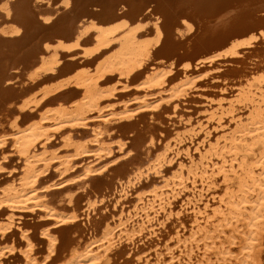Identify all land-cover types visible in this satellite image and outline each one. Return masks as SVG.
Segmentation results:
<instances>
[{
    "label": "bare ground",
    "instance_id": "1",
    "mask_svg": "<svg viewBox=\"0 0 264 264\" xmlns=\"http://www.w3.org/2000/svg\"><path fill=\"white\" fill-rule=\"evenodd\" d=\"M43 1L48 6L54 3L61 6L44 10ZM263 45L264 0L3 2L0 5V148L10 143L18 153L22 170L12 168L13 178L0 186V206L8 211L39 208L51 221V226L40 230L47 244L42 259L37 256L39 251L31 234L18 225L25 240L22 264L45 261L126 264L136 255L143 261L141 264H150L142 256L145 248L137 245L124 261L113 263L109 254L120 240L135 245L146 235L145 231L151 230L154 221H159V216L164 218L158 222L161 224L175 216L179 222L180 229L169 238H176L184 254L180 264H264ZM220 77L222 85H229L236 92L228 103L224 102L227 97L218 98L215 89L217 99L211 96V91H203L209 79ZM18 78L30 86L18 91ZM131 85L146 92L136 99L140 101L138 109L150 115L151 120L157 119L155 116L164 108L163 103L171 105L170 117L178 115L181 101L197 93L202 97L200 102L203 99L207 122L215 120L220 125L227 114L235 119L236 125L220 142H212L209 130L204 128L208 138L192 148L189 143H193L197 129L203 126L201 118L193 119V112L184 118L178 116L182 130H174L172 142L165 144L155 142L152 121L135 120L128 125L134 132L131 142L134 149H141L147 165L141 158L140 162H121L123 165L120 163L122 166L101 184V190L93 192L88 207H95L106 194L117 193L114 195L117 202L125 199L132 187L150 185V179L141 181L151 174L162 184L155 186L149 195H138L130 208L123 207L115 223L107 222L100 238H92L83 245L82 240H76L77 234L68 232L61 243L60 234H55L51 227L77 221L82 214L88 215L89 209L80 211L75 194L65 199L71 205L68 213L55 208V204L44 199L42 174L54 166L61 179L78 180L80 188H85L96 174L107 169L115 161L108 159L116 149L110 141L114 123L132 121L136 113L127 103L117 111L112 101L119 88ZM67 90L71 91L68 97ZM156 94L158 99H149ZM18 98L21 101L17 112L9 117L10 107ZM238 103L248 108L247 116L236 113ZM25 110L40 112L37 118L26 121L30 113L25 118L21 115ZM78 127L89 129L90 135L83 136L84 132L77 135L74 130ZM59 128L66 129L62 145L71 151L64 156L50 150L52 146L47 143L54 135L52 131ZM116 139L117 150L125 149L126 140ZM132 151L126 150L123 156ZM75 157L80 158L77 162L88 161L74 170ZM6 158L0 159V169L8 167ZM173 161L178 170L166 176L165 164ZM239 172L236 187L230 189L228 185L227 199L222 198L225 207L214 208L217 174L228 180L232 173ZM178 196L183 201L181 212H187L184 217L190 218L187 221L174 211V199ZM198 202L203 203L202 210L195 207ZM16 220L15 213H9L0 222V231L16 225ZM188 227L190 234L183 238L180 231ZM171 250L165 243L157 253L159 263L153 264H168L163 256ZM4 254V248L0 247V264Z\"/></svg>",
    "mask_w": 264,
    "mask_h": 264
},
{
    "label": "rangeland",
    "instance_id": "2",
    "mask_svg": "<svg viewBox=\"0 0 264 264\" xmlns=\"http://www.w3.org/2000/svg\"><path fill=\"white\" fill-rule=\"evenodd\" d=\"M0 1H1L0 2V5H1V4H3V2H5L7 0H0ZM43 2L45 3V1H43ZM59 4L60 3H54L52 6H48V4L45 3V4H43V6L41 8H43L44 10H46L45 8L50 9V7H54V8L56 7L57 8V7L61 6ZM44 5H46V6H44ZM259 47H261V45ZM262 47H264V45ZM22 79L21 78L17 79L18 83L16 86H18V89H19L18 91H21V89L23 90L24 88L30 86V83L25 82ZM220 79H221V77L209 79L210 80L209 84L205 85L208 88L206 89V87L204 86L203 88L205 90L203 89V91H211L212 97L214 95L216 96L217 94H215V92H217L218 95H220V96L217 95L218 98H221V97L226 98L227 97V99L224 102L228 103L230 98L235 96L236 92L232 91L233 87H230L229 85H222V79L221 80ZM219 80L221 81L220 84L222 86L220 84H219V86H216L220 82ZM19 81H20V83H19ZM215 81H217L218 83ZM119 86L121 87V84H119ZM215 87H217V88H215ZM139 89L140 88L135 87V85H131L129 88H119L118 92H117L118 93L117 97L112 101L115 103V107H116L117 111H119L123 107L124 103H127L130 106V108L133 109L134 112H136V113H135V117L133 119H131L132 121H130V120L121 121V122H124V124H122L120 122L114 123V125H115L114 127L116 128V130L114 128V130L112 132L113 138L110 141L112 142L111 145H113V146L115 145L114 147H116V149H115L114 154L110 155L111 157L108 156V159L109 160H115V161L111 162L108 165L107 169L103 170L102 173L96 174L94 176L95 178L93 177L91 179V181L87 184V186H85V188H82V187L80 188V185L78 184L79 183L78 180H76V182L75 181L72 182L71 180H67V177L61 179V177L56 175L57 169L54 166H49L48 169L44 172V174H42V177H41L43 179L42 186H44L42 191L46 195L44 199L48 200V202H50L52 204H55V206H57V207H55L53 205L55 208H57L58 210H62L64 213H68V210L69 209L71 210V205L65 199H67L66 197H68L70 194H75V200L77 202V205L80 208V211L83 212L84 210L89 209L86 212L87 214L88 213L89 214L88 215L82 214L77 221L70 222V224L66 223V224H63L61 226L55 225V226L51 227L52 229H55V232H54L55 234H58V233L60 234V237H61L60 242L61 243L64 240L66 234H68V232L69 233L73 232L74 235L77 234V235H75L76 240H78V241L82 240V241H80V243H82L83 245L88 240H91L92 238H94V239L100 238L102 236L103 232L105 231V226H106L107 222L112 223V224L115 223L117 221L118 214L123 207L130 208V206L133 205L134 200L136 199V197L138 195H141V194L149 195L152 193V190H154L155 186L162 184L161 180H159L155 177L153 178L154 175L151 174L150 176L152 177V179H151V177L150 178H143L141 181V182H147L148 179H150L151 180L149 183L150 185L146 184L145 186H143L140 189H135L132 187V190L130 191L128 197H126L125 199H120V201L118 200V202H117V199L114 196L117 193L114 195L106 194V196H107L105 198L106 200L104 199V200L96 203L95 207L97 209L95 207L92 208V206L90 208L88 207L89 203H90V198H91L93 192L100 189L101 184L104 182V180H106L108 178V176H110L112 173L114 174L118 170L117 167H119L123 162L128 161L130 163L132 161L133 162H140L143 160L144 165L145 166L147 165L148 160L147 161L145 160V156L142 154L141 149H134V144H133V142H131L132 139H134V132L130 131V129L128 128V125H132L135 120L142 118V119H144V121H146L147 119L152 121L155 124V125L153 124V126L155 128V129L153 128L154 129V135L156 136L155 142L157 144H161V143L165 144V143L172 142L174 130H175V132L182 130L181 122L180 123L177 122L179 120L178 116L182 115L184 118V117L188 116L187 114L193 112V115H192L193 119L201 118V121L203 122V126L201 128L197 129L198 131H197V134L194 136L195 138H194L193 143H189V146L192 148L194 147V144H197V143L201 142L202 140H206L208 137H210V140L212 142H216V141L220 142V140L223 141L224 136L227 135L228 132H231V130L236 125L235 119L232 120L230 118V115H227V114H224L225 119L222 120V123L220 125L217 124V122L215 120H211V121L207 122L206 121L207 117L205 116L207 113L204 112V109L202 108L203 99L200 102V98H202V97H200L197 93H195V94L193 93L188 97V100L190 102L188 100L181 101L180 106H182V107L181 108L179 107L180 109L178 108V110L180 112V113H178V115L170 117L169 113L172 111L171 105L167 104V103H163L164 108L160 109L157 112L158 116H155L157 119L151 120L150 115L146 114L143 110L138 109V107L140 105V101L136 98L137 97H143L144 94L146 93L142 89H140V90ZM213 89H215L216 91ZM70 93H71V91L69 90V92H68V90H67V92H65V95L68 97L69 95H71ZM195 96L198 97L199 99H197ZM215 96L213 98L217 97V96L216 97ZM190 97H191V100H190ZM158 98H159V96L157 94L149 97V99H151V100L158 99ZM197 100H199V102H197ZM20 101H21V99H19V98L16 99L15 104L10 107L13 112L12 111L10 112L9 117H12V115L14 117V115L17 112V108L20 104ZM186 101H188V102H186ZM187 106H190V107H187ZM25 111H23V113H21V115H23L24 117L30 113L29 115H27L30 117H28V118H27V116L25 117V118H27L26 121L33 120V119L37 118L38 117L37 115L40 112L37 110H35V111L34 110H25ZM32 111H33V113H32ZM160 111H162V112H160ZM248 111H249L248 108L243 103H238L236 105V113H239L240 115L245 117V116H247ZM31 113L33 116L31 115ZM161 115H162V117H161ZM31 116H32V118H31ZM90 123H93V122L90 121ZM126 123H127V128L125 127ZM4 126L6 127V129L8 128L7 124ZM122 126L125 129L124 128L122 129ZM65 128H59L57 130L52 131L54 135L52 136L50 141L47 142L48 144H50V146H52L49 149L55 150L56 152H58V154L60 156L67 155L71 152L69 150L70 148H67V147L62 145L63 135L67 129V128L66 129ZM204 128L209 130V136L208 137H205L206 135L204 134V132H205ZM76 130H74V132H76L77 135L82 134L83 132H84L83 136L87 137L90 135L89 129H86L83 127H78V129H76ZM126 131H127V133H126ZM87 134H89V135H87ZM116 138L125 139L127 142L125 149H123L122 151L117 150V141H116L117 139ZM51 140H52V142H51ZM8 144H9V146H7V144H6L5 146L0 148V159L3 156H7L6 163L8 166L6 169H0V183H1L0 186H2V185L4 186V184L8 180L13 178V176H12L13 172H10V170H12V168L16 167L17 170H19V168H20V170H22L20 159L17 156L18 153L15 151V148L10 145V143H8ZM2 148H4V149H2ZM126 150H133V151L131 153H128L127 155L123 156V154ZM136 151H139L140 154L137 153ZM135 155H136V157H134ZM139 158H141V160ZM74 159L76 161L75 166L73 168L74 170H76V169L78 170L80 168V164L88 161V160H84L82 162H77V159L80 160V158L75 157ZM102 160H105V158H103ZM182 160H183V158H182ZM185 161L187 162V160H185ZM173 162H168L165 164V167H168V171H166V176H171L174 172H176L178 170L177 163L175 161H173ZM113 164H114V167L115 166L116 167H115V169L112 170V168H114L112 166ZM235 164H238L237 160L235 161ZM18 166H20V167H18ZM76 166H78V167H76ZM238 174H240V172L239 173H232L231 174L232 176L230 175L228 180H224L221 173L217 174L218 175L217 183H216L215 189H214L215 194H213L214 195V200H213V207L214 208L225 207L224 201L222 200V198L227 199L226 192L228 190L227 189L228 185L231 186L230 189H234L236 187V182L238 180L237 179ZM16 177H19V176H16ZM93 179L95 180V182ZM60 181H62V182L60 183ZM96 184H97V187H96ZM94 186H95V188H94ZM132 191H134V192H132ZM131 192H132V194H131ZM99 195H100V193H99ZM185 197L186 196H184V198ZM62 198L64 201L62 200ZM60 199H61V201H63V203L60 201ZM58 201H60V202H58ZM182 202L183 201L179 196H178V198L174 199V203H173L174 211L179 212V216L187 221L190 218L186 217V216L184 217V214L187 212H181V211H183ZM60 204H62V205H60ZM202 205H203V203L198 202V205L195 207H199L200 210H202ZM117 206H118V208H117ZM35 209L36 208H34V209H31V208H15L14 210L8 211V210H6L5 206H0V214H1L0 215V222H4L5 219L8 217L9 213H11V212L15 213V218L17 219L16 220L17 226L14 225L11 228H7L4 231H0V247L4 248V252H5L4 256H2V258H3L2 264H22L24 261L23 255H22V249L25 247V240H24V237H23L24 235L22 234V231L20 230V228H18L19 224L21 227H23L25 230H27L29 232V234H31V236L33 237V241L36 245V249L39 251L37 254L38 258L42 259L45 257L46 251H47V244H46V239L43 237V235L40 234V230H41V228H44L47 225H50L49 223L51 221L49 220V218L47 216L44 215V212H42L43 210H41L39 208H37V210H35ZM108 209H109V211H108ZM3 210H4V212H3ZM162 219H164V218L162 216H159V221H154L155 224L151 228V230L145 231L146 235H144L142 237V239L138 240V242H136L135 245H133L132 243H129L125 240L118 241L116 246L111 250V253L109 254V257L111 260H113V263L114 262H120L121 260L124 261L125 258H129L127 256H131V255H129L128 252L135 249L136 245L140 246L141 248L143 247V249L145 248L144 249L145 253L142 254L144 260L149 259L150 264L159 263L158 259H157V257H158L157 253L159 251H162V249L164 248V244L167 243L168 247H170L172 250H171V253L170 252L164 253V256H163L164 260L166 262H168V264H170V262L173 264H180V261H181L180 257L183 256L184 254L181 253V249H180V247H178V245L176 243V238L175 237L169 238L170 236H175V231L177 229H180V227H177V225H178L177 223H179V222H178V220H175L176 219V216H175V217H172V218L166 220L163 224L158 223V222H161ZM203 222H204V220H201V223H203ZM67 224H68V226H67ZM189 229L190 228L188 227L184 230H181L180 235L183 238L188 237V235L190 234ZM168 232H169V234H168ZM164 236H166V238ZM159 240H161L162 242ZM155 244H157V245H155ZM116 258H117V260L118 259L119 260L118 261L115 260ZM130 260H132V261H128L126 264H128V263L129 264H138V262H139V264H141L143 262V261H141V259L140 260L137 259V255ZM133 261H134V263H133ZM57 262L45 261L43 264H56Z\"/></svg>",
    "mask_w": 264,
    "mask_h": 264
}]
</instances>
